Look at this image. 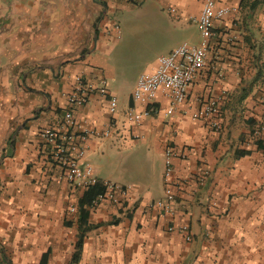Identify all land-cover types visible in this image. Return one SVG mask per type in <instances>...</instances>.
I'll use <instances>...</instances> for the list:
<instances>
[{
  "label": "crops",
  "instance_id": "obj_1",
  "mask_svg": "<svg viewBox=\"0 0 264 264\" xmlns=\"http://www.w3.org/2000/svg\"><path fill=\"white\" fill-rule=\"evenodd\" d=\"M68 1L64 9L60 0L48 5L0 0V49L6 60L0 64V244L9 263L264 264V132L255 133L264 124V0H220L229 11L213 22L206 65L190 83L185 101L166 115L168 100L159 94L161 111L138 123L124 113L133 104L139 75L125 95L109 84L115 81L109 43L118 32L117 12L128 0H93L88 15L90 25L95 22L93 39L72 60L60 64L58 55L30 51L43 28L50 27L51 37L55 29L58 44L60 12L70 14L67 27H77L85 7L81 0ZM202 3L153 0L173 27L166 35L159 32L171 40L160 54L182 42L200 44L195 19ZM154 10L145 11L140 21L149 23L151 32L161 27L155 18L160 11ZM157 56L142 72L155 67ZM78 74L91 81L104 78L117 101L111 113L107 98L93 93L73 111L77 129L95 130L81 161L98 179L126 188V194L118 203L88 207L92 226L77 262L70 263L83 189L59 178L62 170L45 158L39 132L59 123ZM208 97L220 99L219 131L209 120L192 116ZM168 147L174 154L173 180L180 184L173 221L188 224L191 241L176 229L168 231L167 220L147 207L163 195Z\"/></svg>",
  "mask_w": 264,
  "mask_h": 264
},
{
  "label": "built area",
  "instance_id": "obj_2",
  "mask_svg": "<svg viewBox=\"0 0 264 264\" xmlns=\"http://www.w3.org/2000/svg\"><path fill=\"white\" fill-rule=\"evenodd\" d=\"M131 3H141L146 0H128ZM174 9H171L173 11ZM229 7L222 4L220 0H203L202 7L195 19L200 34V44L192 45L182 42L169 52L160 54L156 58V65L150 71L139 74L131 91L132 105L125 111L128 121L138 123L146 116H153L161 111L157 104L158 95L161 94L168 100L164 114L171 115L175 109L182 104L188 93L190 83L197 73L206 65L208 45L213 35V22L222 19ZM93 93H98L108 100L109 111L113 113L117 107L116 98L109 92L106 81L102 77H95L94 81L82 75H76L72 90L66 95L67 106L64 109L59 123L56 126L44 127L39 132L41 148L45 158L52 164L58 165L62 172L60 179L65 180L73 187L85 189L100 179L95 176L93 167L82 162L85 142L88 137L95 133L89 128L77 129L73 111L84 106ZM136 105H141L137 109ZM221 105L217 97H208L199 109L192 115L193 119L209 120L210 127L214 131L223 128L220 120ZM264 132V124L260 125L255 133ZM107 134V133H106ZM163 195L161 198L152 200L148 209L157 212V219L167 220V230L174 229L182 235L185 241H191L187 223L175 225L173 221L176 212V193L179 183L173 180V150L168 147L164 151ZM264 155V143L262 146ZM105 189L93 201V206L108 201L110 203L120 202L126 194V188L110 181H102ZM75 206H71L73 211ZM0 244V264H10L6 252Z\"/></svg>",
  "mask_w": 264,
  "mask_h": 264
},
{
  "label": "rangeland",
  "instance_id": "obj_3",
  "mask_svg": "<svg viewBox=\"0 0 264 264\" xmlns=\"http://www.w3.org/2000/svg\"><path fill=\"white\" fill-rule=\"evenodd\" d=\"M42 1L46 5L51 3V0ZM69 2L68 0H60L59 5L66 9L70 4ZM152 2L153 0H146L140 6L130 2L125 8L117 12L118 32L113 35L114 40L109 43L111 46L109 60L113 65L115 81L109 79V84L111 86L117 85L124 95L128 91V86L142 72L147 63L152 61L157 54H160L161 49H164L168 42H171L169 38L163 36L173 29L170 22L171 17H169L165 9L162 11L157 10L152 6ZM93 3V0H81V5L85 7V10L80 15L77 27L74 28L66 26V23H68L67 19L70 18L69 12L65 10L63 13L60 12L58 44L56 45L55 43V29L52 30L53 37H51V29L47 27L40 29L42 38L38 43L34 44L33 40L28 38V42L32 40L30 51L35 52L36 50L47 55H58L60 64H64L85 52L87 50L85 48L87 42L93 39L94 34L95 22L90 25L88 21L89 10L92 8ZM150 9H155L154 11L156 12L160 11L155 18L159 21L161 27L159 30L153 29L152 32L148 31L149 23L140 24L142 15ZM195 27L197 29V26ZM196 29H192L193 33L196 32ZM159 32L163 33V35L159 34ZM153 34L154 37L152 38ZM0 50V64H3L6 62L3 58L4 50ZM2 69L3 67L0 66V71ZM2 248L4 247L2 246Z\"/></svg>",
  "mask_w": 264,
  "mask_h": 264
},
{
  "label": "trees",
  "instance_id": "obj_4",
  "mask_svg": "<svg viewBox=\"0 0 264 264\" xmlns=\"http://www.w3.org/2000/svg\"><path fill=\"white\" fill-rule=\"evenodd\" d=\"M105 189V186L102 184V182L99 180L94 184H91L87 186L85 189H83L82 196L80 197L78 201V212H79V233L77 235V240L75 242V251L73 252L71 256L70 263L77 262L80 254V250L82 247L84 235L86 231H88L92 225H89L87 223V215H88V207L92 206L93 201L96 199V197L102 193Z\"/></svg>",
  "mask_w": 264,
  "mask_h": 264
}]
</instances>
